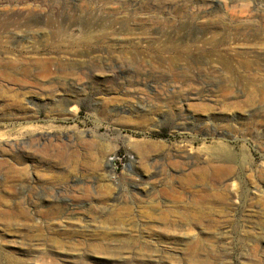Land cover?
Wrapping results in <instances>:
<instances>
[{"label": "rangeland", "instance_id": "1", "mask_svg": "<svg viewBox=\"0 0 264 264\" xmlns=\"http://www.w3.org/2000/svg\"><path fill=\"white\" fill-rule=\"evenodd\" d=\"M0 42V264H264V0H0Z\"/></svg>", "mask_w": 264, "mask_h": 264}, {"label": "bare ground", "instance_id": "2", "mask_svg": "<svg viewBox=\"0 0 264 264\" xmlns=\"http://www.w3.org/2000/svg\"><path fill=\"white\" fill-rule=\"evenodd\" d=\"M0 44H1V42H0ZM135 53H136L137 57H138V55L140 56V53L137 52V50H135ZM73 56L75 58H82V57H84V55H79V54H75ZM24 57L25 56H14V57H11V58L8 57V59L10 60V62H9L10 64L8 63V66L5 69L7 71H12L11 73H13V72H21V73H24V74L26 73L27 74V73H30L31 72V69L32 68H34V69H36L38 71V73H40L42 75H45V76H48V75H55L57 73H64V72H68V71L69 72H73V71H77V72L86 71V72H89V73H92V74H94V72H98V71H104V72L111 71V72H115V71L120 70L121 67H122L120 65L121 63L120 64L119 63H114L111 60L108 61V60L104 59L103 56H100V55L97 56L94 59V61H92V62L82 61V62H79L77 65H73V66H70V67H67V65H66L67 63L65 65H63V64L62 65H58V64L55 65V63L53 62L54 63V65H53V64L46 63L47 61L46 62H42L43 60L40 61L39 59H36L34 61V64L31 65L30 63H28L29 61L25 60ZM59 58H61V57H59ZM59 58H57V59H59ZM89 59H90V57H89ZM23 61H26V63L25 62L23 63ZM244 67L246 69L249 68V66H247V65H245ZM141 70H142L141 68L135 67V71H141ZM248 85L251 86V87L253 86V84H248ZM186 86H188V85H186ZM43 142L44 141H42V143H40V144L37 145V148H40V150H38L37 152L39 153V155H40V157L42 159H44L46 161L48 160V162H51V161L53 162L54 159H55V162H61V163H65V164L68 163L70 160L72 161V158H70V156L64 155L63 152L60 150L62 144H59L58 146L49 145V147H43L42 146L43 145ZM66 145H68V144L66 143ZM155 147L152 144H148L147 146L146 145H142V144H134L133 145V148L140 152L143 161H145L146 158L150 155V153L155 150ZM49 148H50V150H49ZM160 149H161V147H160ZM53 151H55V152L53 153ZM221 153L226 156L225 158H229L230 157V154H228L225 150H222ZM3 167H6L7 168V170H8L7 173H10V175H13L11 178H9L7 180V182L9 184H15L16 182H18L20 180L21 170L19 168H15L13 165L9 164L5 159H0V171L3 169ZM214 172L216 174H219V175H225V176H227L228 174H230L232 172V168L230 166L219 165V166H216L214 168ZM198 173H199V176L198 177L201 178L200 176H202L204 174V170L201 169V171H199ZM201 195H204V193H202ZM213 196H214V199L220 198V194H217V193H214ZM205 197H207V194H206ZM19 207L21 208L20 216L25 217V219L28 220V221H31L32 219L31 218H28V214L24 211L23 207H21V206H19ZM4 216H7V218H5V221L8 222V223H10L12 221L14 215H13V212L12 211H9V212H6L4 214ZM94 251L95 252L97 251L98 253H106L107 250L104 249L103 247L99 246V247H95L94 248Z\"/></svg>", "mask_w": 264, "mask_h": 264}]
</instances>
